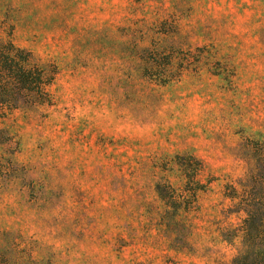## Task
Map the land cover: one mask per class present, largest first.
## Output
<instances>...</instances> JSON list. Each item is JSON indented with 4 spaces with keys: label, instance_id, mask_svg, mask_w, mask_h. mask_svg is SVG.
I'll use <instances>...</instances> for the list:
<instances>
[{
    "label": "rangeland",
    "instance_id": "1",
    "mask_svg": "<svg viewBox=\"0 0 264 264\" xmlns=\"http://www.w3.org/2000/svg\"><path fill=\"white\" fill-rule=\"evenodd\" d=\"M0 38L56 70L51 106L0 117L8 264L229 263L225 186L264 148V0H0Z\"/></svg>",
    "mask_w": 264,
    "mask_h": 264
},
{
    "label": "trees",
    "instance_id": "2",
    "mask_svg": "<svg viewBox=\"0 0 264 264\" xmlns=\"http://www.w3.org/2000/svg\"><path fill=\"white\" fill-rule=\"evenodd\" d=\"M55 74V67L40 65L30 51L0 38V117L16 110L51 106L49 87ZM243 152L249 172L237 185L227 184L224 192L231 202L228 213L243 217L239 223L224 228L220 236L235 249L228 264H264V148L256 145ZM191 166L187 165L185 176L194 183L199 168ZM198 188L188 190L196 193ZM156 190L163 200V196L173 200V191L165 195L160 186ZM187 202L191 203L190 199ZM0 264H8L7 259L0 256Z\"/></svg>",
    "mask_w": 264,
    "mask_h": 264
}]
</instances>
